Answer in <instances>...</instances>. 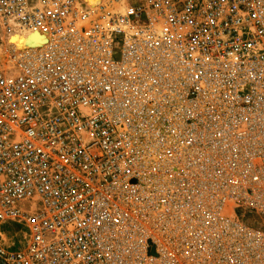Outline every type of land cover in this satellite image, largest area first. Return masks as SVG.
<instances>
[{
  "label": "built area",
  "instance_id": "built-area-1",
  "mask_svg": "<svg viewBox=\"0 0 264 264\" xmlns=\"http://www.w3.org/2000/svg\"><path fill=\"white\" fill-rule=\"evenodd\" d=\"M0 264H264V0H0Z\"/></svg>",
  "mask_w": 264,
  "mask_h": 264
},
{
  "label": "bare ground",
  "instance_id": "bare-ground-1",
  "mask_svg": "<svg viewBox=\"0 0 264 264\" xmlns=\"http://www.w3.org/2000/svg\"><path fill=\"white\" fill-rule=\"evenodd\" d=\"M87 1L90 3H96L98 0H87ZM12 40L16 42L18 48H22L24 45H26L30 41H34L37 43L39 40H41V38L39 37L37 33L29 34L27 37H23L21 34L15 33L13 34Z\"/></svg>",
  "mask_w": 264,
  "mask_h": 264
}]
</instances>
